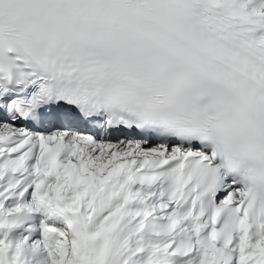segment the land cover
<instances>
[{
  "label": "snow or ice",
  "instance_id": "obj_1",
  "mask_svg": "<svg viewBox=\"0 0 264 264\" xmlns=\"http://www.w3.org/2000/svg\"><path fill=\"white\" fill-rule=\"evenodd\" d=\"M0 264H264V0H0Z\"/></svg>",
  "mask_w": 264,
  "mask_h": 264
}]
</instances>
